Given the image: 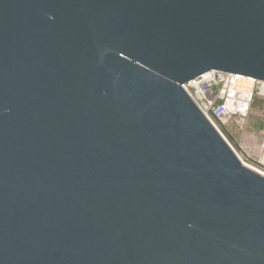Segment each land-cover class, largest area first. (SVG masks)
Segmentation results:
<instances>
[{
    "label": "water",
    "instance_id": "1",
    "mask_svg": "<svg viewBox=\"0 0 264 264\" xmlns=\"http://www.w3.org/2000/svg\"><path fill=\"white\" fill-rule=\"evenodd\" d=\"M210 71L264 82V0H0V264H264Z\"/></svg>",
    "mask_w": 264,
    "mask_h": 264
},
{
    "label": "built area",
    "instance_id": "2",
    "mask_svg": "<svg viewBox=\"0 0 264 264\" xmlns=\"http://www.w3.org/2000/svg\"><path fill=\"white\" fill-rule=\"evenodd\" d=\"M181 88L235 152L218 127L222 128L233 120L246 136L243 132L245 119L253 97L256 95L264 98V82L241 75L210 71L181 85ZM239 115H243L244 120L238 119Z\"/></svg>",
    "mask_w": 264,
    "mask_h": 264
},
{
    "label": "rangeland",
    "instance_id": "3",
    "mask_svg": "<svg viewBox=\"0 0 264 264\" xmlns=\"http://www.w3.org/2000/svg\"><path fill=\"white\" fill-rule=\"evenodd\" d=\"M218 128L231 144L239 159L250 168L252 167L251 169H256L264 175V98L256 95L253 97L248 116L245 119L243 132L246 136L242 134V130L233 120L224 127Z\"/></svg>",
    "mask_w": 264,
    "mask_h": 264
},
{
    "label": "bare ground",
    "instance_id": "4",
    "mask_svg": "<svg viewBox=\"0 0 264 264\" xmlns=\"http://www.w3.org/2000/svg\"><path fill=\"white\" fill-rule=\"evenodd\" d=\"M248 87H250V85H248ZM238 117H239L238 119H240L241 121L244 120L243 115H239ZM242 162H243V161H242ZM243 163H244V162H243ZM244 164H245V163H244ZM245 166H247L248 168H250V166H248L247 164H245ZM251 168H252V167H251ZM251 168H250V169H251ZM254 169H255V168H254ZM252 170H253V169H252ZM255 170H256V169H255ZM255 170H253V171H255ZM255 172L258 173V174H260V175H262V176H264L263 174H261V173H260L259 171H257V170H256Z\"/></svg>",
    "mask_w": 264,
    "mask_h": 264
},
{
    "label": "trees",
    "instance_id": "5",
    "mask_svg": "<svg viewBox=\"0 0 264 264\" xmlns=\"http://www.w3.org/2000/svg\"><path fill=\"white\" fill-rule=\"evenodd\" d=\"M257 167H259V168H262L260 165H258V164H255Z\"/></svg>",
    "mask_w": 264,
    "mask_h": 264
}]
</instances>
